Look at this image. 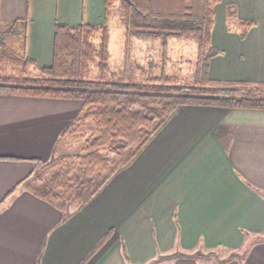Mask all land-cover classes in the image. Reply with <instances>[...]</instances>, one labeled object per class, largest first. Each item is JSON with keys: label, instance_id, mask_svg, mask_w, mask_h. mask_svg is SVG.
Masks as SVG:
<instances>
[{"label": "crops", "instance_id": "1", "mask_svg": "<svg viewBox=\"0 0 264 264\" xmlns=\"http://www.w3.org/2000/svg\"><path fill=\"white\" fill-rule=\"evenodd\" d=\"M214 12L210 77L264 82V0H221ZM103 16L104 0H0V22L26 20L39 66L52 62L56 22ZM241 20L252 22L243 36ZM80 113L78 99L0 93V264H206L194 254L217 249L234 253L219 264H264V109L179 106L68 215L22 184L7 196Z\"/></svg>", "mask_w": 264, "mask_h": 264}, {"label": "trees", "instance_id": "2", "mask_svg": "<svg viewBox=\"0 0 264 264\" xmlns=\"http://www.w3.org/2000/svg\"><path fill=\"white\" fill-rule=\"evenodd\" d=\"M220 1L104 0L101 23H55L53 58L47 66L37 65L26 54L25 19L0 24L1 94L82 103L80 115L57 140V144L62 139L78 143L79 152L56 155L55 146L51 158L7 196L22 184L26 191L68 215L126 166L179 106L264 109V82L226 81L223 84L229 86L222 87L209 75L210 60L219 53L211 43V31L215 5ZM114 8L125 30L122 66L117 70H111L109 51L108 18ZM233 15L230 7L227 19ZM238 24L243 36L252 22ZM133 37L158 40L163 57L171 38L195 42L197 55L191 75H169L164 62L158 74L146 71L132 57Z\"/></svg>", "mask_w": 264, "mask_h": 264}, {"label": "rangeland", "instance_id": "3", "mask_svg": "<svg viewBox=\"0 0 264 264\" xmlns=\"http://www.w3.org/2000/svg\"><path fill=\"white\" fill-rule=\"evenodd\" d=\"M120 17V14L117 12L116 8H114L112 14L108 18V24L110 26L109 51L111 55V70H117L122 66L125 30L120 24ZM56 19L60 21L58 18ZM4 23L6 22H0L1 25ZM227 24L229 27L235 25L233 17L227 19ZM196 51L195 42L174 37L168 40L166 55L163 57L162 47L158 40H153L149 37H133L132 39V57L146 71L154 74H158L161 71L164 62V70L167 74L177 75L182 78L189 77L195 66ZM211 79H213V82L219 83L220 85L216 84L218 86H229L226 85L227 83L223 84V82L226 81L214 79L212 77ZM79 102L82 105L81 100H79ZM78 152V143L69 139H62L56 146L55 154H74ZM37 170L39 169L36 168L35 171ZM232 251L228 252L225 249H217L205 253L200 251V256H203L201 257V261L206 264H219L224 258L234 254Z\"/></svg>", "mask_w": 264, "mask_h": 264}]
</instances>
